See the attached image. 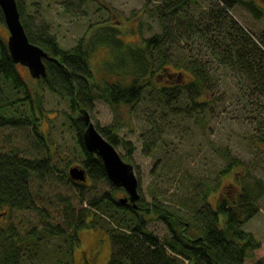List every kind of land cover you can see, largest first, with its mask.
I'll use <instances>...</instances> for the list:
<instances>
[{"label": "trees", "instance_id": "16d2710c", "mask_svg": "<svg viewBox=\"0 0 264 264\" xmlns=\"http://www.w3.org/2000/svg\"><path fill=\"white\" fill-rule=\"evenodd\" d=\"M153 1L145 5L161 29L141 41H126L121 24L111 23L109 18L92 22L89 33L86 31L74 46L65 47L48 22L28 11L26 0H17L30 40L49 54L45 58L47 74L40 78L30 75L54 93L67 97L72 109L66 114L76 129L85 155L82 164L90 178L112 183L102 157L89 151L83 142L86 121L81 109L90 112L96 100L107 102L117 117H123L125 111L131 112L148 94H154L172 113L192 115L219 104L234 89L235 102H241V109L253 111L256 135L264 144V27L255 33L232 13L241 5L261 18L264 8L256 0H217L195 13L192 4L198 0ZM91 3L98 4V11L108 8L103 0L62 1L64 10L77 16L87 15ZM0 23L7 27L1 7ZM100 46L109 53L102 63L103 76L90 63ZM179 72L189 78L182 81L183 75L173 77ZM29 77L21 73L19 63L12 59L8 38L0 33V127L38 128V119L44 113L43 98L40 87L31 84ZM151 116L154 117L153 113ZM150 121L152 130H156V122L153 118ZM95 124L116 147L125 148L126 152L121 153L125 159L132 157L135 147L120 135L119 125ZM37 134L40 136L38 131ZM156 144L157 140L151 139L146 148L152 150ZM221 154L226 164L219 177L231 174L241 163L239 156L229 150ZM51 162V155L31 157L21 154L19 149L0 148L1 212L7 209L6 215H10L14 208H37L31 180L34 176L42 179L51 172ZM241 169L248 175L252 172L248 166ZM67 176L73 180L69 172ZM236 181L234 193L220 187L222 192L215 204L206 199L209 191L218 188L215 184H207L204 195L193 193L170 202L158 195L147 200L140 190L138 207L130 201L121 202L122 196L116 195L115 190L125 189L116 185L87 202L82 190L81 201L88 205L80 209L72 204L70 196L62 197L63 224L50 222L41 231L31 230L24 236L15 231L11 219L0 226V264H52L62 249L44 250L43 232L67 233L70 244L66 252L73 258L79 229L96 226L95 208H100L105 200L127 210L124 217L116 218L117 225L110 232L113 248L106 264H264V256L256 252L260 239L245 227L259 212L264 181L259 179L253 185L238 177ZM149 213L166 224L168 231L163 236L148 227Z\"/></svg>", "mask_w": 264, "mask_h": 264}, {"label": "rangeland", "instance_id": "374dc122", "mask_svg": "<svg viewBox=\"0 0 264 264\" xmlns=\"http://www.w3.org/2000/svg\"><path fill=\"white\" fill-rule=\"evenodd\" d=\"M62 1L26 0V3L30 13L39 15V18L50 24L48 26L65 47L74 46L86 31L89 33L92 22H102L109 18L108 21L111 23L121 24L122 36L126 41H141L142 37L161 29L157 18L145 5V3L151 5L154 3L153 0H103L104 4L108 5L107 9L98 11V4L91 3L88 7L89 13L79 16L67 13ZM214 1L217 0H198L192 4V9L197 13L208 8ZM256 1L264 8V0ZM232 13L255 33L264 27V15L256 18L241 5H237ZM0 33L8 38L9 30L3 23H0ZM108 56V49L103 46L91 56L90 63L101 76L104 75L103 60ZM19 69L27 78L30 76L31 84L40 87L44 113L42 112L43 115L41 114L38 119L37 129L33 125L0 127V148L19 149L21 154L31 157L51 155V163L54 166L44 178L34 176L31 180L37 208H14L9 212L10 215L0 217V226L11 219L15 231L24 236L31 230L41 231L43 226L50 222L63 224L65 203L62 202V197L70 196L72 204L76 209H80L88 205L81 201L82 190L86 194L87 202L88 198L109 191L115 185L107 179L90 178L85 187L79 188L68 178L70 166L82 164L85 158L81 152L82 147L76 129L66 114L72 109L70 103L67 97L54 93L47 85L34 79L27 66L19 63ZM178 75H183L180 78L182 81L189 78L180 72L173 74V77ZM236 96L237 92L231 89L222 102L211 104L208 106L209 110L205 109L200 113L195 111L192 115L172 113L154 94H148L131 112L125 111L123 117H117L110 105L103 100H96L90 112L94 122H98L100 126L114 122L119 125L120 135L132 141L135 150L129 161L135 166L140 180V190L147 200H151L153 195H158L169 202L193 193L200 196L205 194L207 184H215L218 188L209 191L206 196L207 200L215 204L222 189L230 193L236 192L238 183L236 177L251 185L257 183L259 179L264 181V144L258 141L253 111L248 113L242 110L241 102H235ZM152 113L154 117L151 116ZM152 118L157 125L154 131L150 121ZM151 139L157 140L152 150L146 148V143ZM259 145L263 148L261 149ZM117 148L120 153L126 152L121 145ZM228 150L239 156L241 163L240 166L234 167L231 174L219 177V172L226 164V158L221 152ZM242 166L250 167L252 172L248 175L242 171ZM115 193L122 196L125 191L115 190ZM258 206L259 212L246 223L245 227L260 239V247L256 252L264 256V194L259 198ZM95 209L94 217L97 224L95 227L79 229V240L74 246L73 258L66 252L70 244L67 233L51 235L43 232L45 237L41 242L44 250L48 247L62 249L55 257L61 262L57 263L53 258L52 264H106L109 261L113 248L110 232L112 227L117 225L118 219L126 215L127 210L107 200L100 208ZM130 215L131 212L128 213V216ZM147 217L148 227L160 236L168 231L166 224L155 214L149 213ZM99 237L103 238L100 258L98 257L96 263L85 262V254L97 243Z\"/></svg>", "mask_w": 264, "mask_h": 264}, {"label": "water", "instance_id": "95a60500", "mask_svg": "<svg viewBox=\"0 0 264 264\" xmlns=\"http://www.w3.org/2000/svg\"><path fill=\"white\" fill-rule=\"evenodd\" d=\"M0 7L9 30L8 47L12 59L27 66L33 77L45 76L47 74L45 58L49 54L42 46L30 40L21 19L17 0H0ZM81 112L86 121L83 134L85 147L102 157L109 179L114 185L125 189L126 196L120 197V201L125 203L130 200L138 207L137 201L141 198V192L134 164L125 159L115 144L102 134L88 110L84 108ZM69 175L75 181H87L89 177L86 168L78 164L70 166ZM6 213V210L0 212V217Z\"/></svg>", "mask_w": 264, "mask_h": 264}, {"label": "flooded vegetation", "instance_id": "af4514ba", "mask_svg": "<svg viewBox=\"0 0 264 264\" xmlns=\"http://www.w3.org/2000/svg\"><path fill=\"white\" fill-rule=\"evenodd\" d=\"M77 165V164H75ZM78 165H81L83 166V164L81 163H78ZM72 166V165H71ZM90 180V177H88V180L87 181H75V180H72L79 188H83L84 186H86L88 183V181ZM126 196V193H124L122 195V197ZM130 200H128L127 202H129ZM126 203V202H125ZM102 244H103V238L102 237H99L98 240H97V243H95L90 249L89 252H87V254H85L84 256V260L85 262L87 261H93V263L97 262L96 260L98 259V257L100 256L102 250H103V247H102ZM90 255V257H89ZM100 258V257H99Z\"/></svg>", "mask_w": 264, "mask_h": 264}, {"label": "clouds", "instance_id": "9594fccd", "mask_svg": "<svg viewBox=\"0 0 264 264\" xmlns=\"http://www.w3.org/2000/svg\"><path fill=\"white\" fill-rule=\"evenodd\" d=\"M3 212V211H2Z\"/></svg>", "mask_w": 264, "mask_h": 264}]
</instances>
